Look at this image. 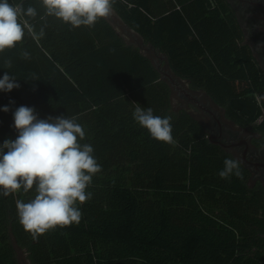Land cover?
Here are the masks:
<instances>
[{"label": "trees", "instance_id": "16d2710c", "mask_svg": "<svg viewBox=\"0 0 264 264\" xmlns=\"http://www.w3.org/2000/svg\"><path fill=\"white\" fill-rule=\"evenodd\" d=\"M9 3L38 15L29 21L34 35L26 30L0 53V78L9 72L20 84L0 91V145L17 138L13 113L22 105L40 119L75 116L85 130L78 141L93 147L101 171L86 189L91 199L77 205L79 223L37 240L16 209V200L35 197V186L0 195V264H264V185L252 184L239 158L210 141L198 113L174 107L173 86L152 57L108 18L73 28L45 16L41 0ZM113 8L174 77L264 142V74L226 0H115ZM135 103L172 117L174 143L139 126ZM226 158L239 162L240 177L219 176Z\"/></svg>", "mask_w": 264, "mask_h": 264}, {"label": "clouds", "instance_id": "9594fccd", "mask_svg": "<svg viewBox=\"0 0 264 264\" xmlns=\"http://www.w3.org/2000/svg\"><path fill=\"white\" fill-rule=\"evenodd\" d=\"M114 3L115 0H41L45 16L73 28L93 27L100 19H107L113 14ZM37 15L34 7L25 9L21 4L0 0V53L15 48L26 30L34 35L29 21ZM22 58L30 59V54L24 52ZM6 67H11V63L6 62ZM38 79L33 75L30 80ZM17 80L5 72L0 78V91L20 88ZM135 104L133 119L139 126L157 141L174 143L172 117L156 116L151 107ZM9 110L8 106L2 109ZM13 120L17 138L6 139L0 145V195L8 196L21 189L27 193L35 186V197L28 202L16 200V209L19 223L37 240L51 229L79 223L81 211L77 205L91 199L92 194L86 189L101 166L93 156V147L78 141L85 138V130L77 117L40 119L34 107L22 105L15 109ZM233 173L241 176L239 162L226 158L219 176L228 179Z\"/></svg>", "mask_w": 264, "mask_h": 264}, {"label": "flooded vegetation", "instance_id": "af4514ba", "mask_svg": "<svg viewBox=\"0 0 264 264\" xmlns=\"http://www.w3.org/2000/svg\"><path fill=\"white\" fill-rule=\"evenodd\" d=\"M241 28V43L246 45L257 66L264 74V0H226ZM206 111L210 122L205 123L209 132L215 130V143H222L225 150L234 153L249 169L251 183L264 185V142L262 135L247 127H239L222 119L219 110L207 101Z\"/></svg>", "mask_w": 264, "mask_h": 264}, {"label": "rangeland", "instance_id": "374dc122", "mask_svg": "<svg viewBox=\"0 0 264 264\" xmlns=\"http://www.w3.org/2000/svg\"><path fill=\"white\" fill-rule=\"evenodd\" d=\"M108 19L110 20V22L114 25V27L117 29V31L125 38V40L129 43H132L135 46L140 47V49L148 54L149 56L152 57V59L154 60L155 65L160 69L163 77L165 79H167L169 81V77L167 75H171V71L167 65V62L165 61V57L159 53L157 50H155V48H153L151 45H149L148 43H146L135 31L131 30L130 28H128L123 21L117 16V14L113 11V14L108 17ZM176 79V78H174ZM177 84L173 86L174 89V99H173V103H174V107L178 108V107H185L188 108L190 111L195 112L196 114L198 113V117H200L204 123H209L210 122V115L208 114V112L206 110H204V108H201L200 106H198L197 104H195L193 101H187L185 97H183L182 95L179 94V87H182L184 89V87H188L187 86V82L183 81V80H177ZM187 89V88H186ZM191 93L194 96H198V99L200 101V103L204 106L207 107V101L209 100L206 96H204L201 92H192ZM219 110L220 114L222 115V119L224 120V115H223V111L220 108H216ZM209 135H211L214 139V134L216 133L215 130L213 132H209ZM22 252V251H21ZM21 258L23 260V263H26V254H24V252L21 253Z\"/></svg>", "mask_w": 264, "mask_h": 264}, {"label": "water", "instance_id": "95a60500", "mask_svg": "<svg viewBox=\"0 0 264 264\" xmlns=\"http://www.w3.org/2000/svg\"><path fill=\"white\" fill-rule=\"evenodd\" d=\"M128 27V26H127ZM169 78V81L172 83V85H176L177 84V80H178V78H176V77H174V75L173 74H171V75H167ZM174 78H176V79H174ZM179 87V94L180 95H182L183 97H185L186 98V100L187 101H193L195 104H197L198 106H200L201 108H204V110H206V107H204L201 103H200V101H199V99H198V96H194L192 93H191V91L188 89V87H184V89L182 88V87H180V86H178ZM208 102L209 103H211V100L209 99L208 100ZM211 138H212V136L211 135H209V139H210V141L211 142H213V143H215L214 141H212L211 140ZM216 144H218V145H220V146H224L222 143H217L216 142Z\"/></svg>", "mask_w": 264, "mask_h": 264}, {"label": "crops", "instance_id": "0c3cea01", "mask_svg": "<svg viewBox=\"0 0 264 264\" xmlns=\"http://www.w3.org/2000/svg\"><path fill=\"white\" fill-rule=\"evenodd\" d=\"M203 94V93H202Z\"/></svg>", "mask_w": 264, "mask_h": 264}]
</instances>
